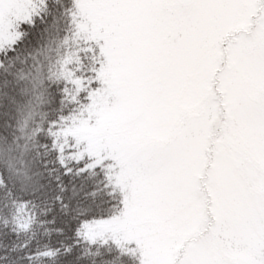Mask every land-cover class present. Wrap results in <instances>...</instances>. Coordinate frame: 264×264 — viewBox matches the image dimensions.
Returning a JSON list of instances; mask_svg holds the SVG:
<instances>
[{
    "label": "snow or ice",
    "instance_id": "6c2138e0",
    "mask_svg": "<svg viewBox=\"0 0 264 264\" xmlns=\"http://www.w3.org/2000/svg\"><path fill=\"white\" fill-rule=\"evenodd\" d=\"M0 264H264V0H0Z\"/></svg>",
    "mask_w": 264,
    "mask_h": 264
}]
</instances>
